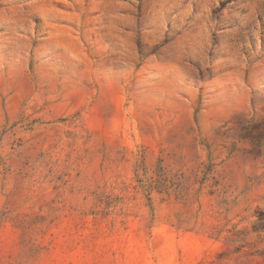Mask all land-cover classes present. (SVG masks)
I'll list each match as a JSON object with an SVG mask.
<instances>
[{
    "label": "rangeland",
    "instance_id": "rangeland-1",
    "mask_svg": "<svg viewBox=\"0 0 264 264\" xmlns=\"http://www.w3.org/2000/svg\"><path fill=\"white\" fill-rule=\"evenodd\" d=\"M0 264H264V0H0Z\"/></svg>",
    "mask_w": 264,
    "mask_h": 264
}]
</instances>
